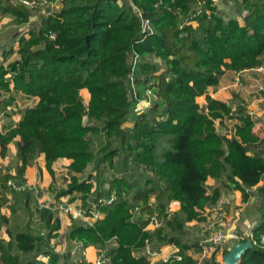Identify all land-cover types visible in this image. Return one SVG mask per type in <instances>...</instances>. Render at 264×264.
<instances>
[{"label":"trees","instance_id":"obj_1","mask_svg":"<svg viewBox=\"0 0 264 264\" xmlns=\"http://www.w3.org/2000/svg\"><path fill=\"white\" fill-rule=\"evenodd\" d=\"M216 1L61 0L57 10L27 26L32 8L0 0V14L21 26L0 43V110L6 118L0 141L22 139L15 173L0 174V189L8 187L14 207L10 215L0 211V231L4 227L8 237H0V264H93L53 248L60 219L51 207L38 205L24 178L41 153L51 175L57 159L71 160L69 182L55 197H79L83 208L94 205L101 216L90 225L72 218L68 242L94 246L107 264H198L188 251L201 245L190 242L187 223L205 220L204 209L230 190H238L243 203L252 196L258 202L254 213L243 212L253 224L237 240L251 241L239 264H264V150L258 147L264 137L253 132L256 119L243 101L233 108L206 93L225 70L264 66V0H220L236 4L242 24L219 14ZM133 5L150 30L142 32ZM83 88L90 94L87 104ZM149 89L154 98L137 113L135 105ZM203 94L206 103L199 105ZM18 95L38 100L19 109L13 123L7 107ZM217 120L224 127L232 123L230 137L217 131ZM100 134L106 143L98 154L91 137ZM121 154L131 172L104 177L106 163ZM90 164L95 174L79 179ZM138 168L146 172L142 179L132 176ZM9 180L19 188L9 187ZM172 201L179 207L171 212ZM153 214L160 225L147 228ZM146 241L153 250L176 246L181 260L151 263L139 252ZM202 264L220 262L212 254Z\"/></svg>","mask_w":264,"mask_h":264},{"label":"crops","instance_id":"obj_2","mask_svg":"<svg viewBox=\"0 0 264 264\" xmlns=\"http://www.w3.org/2000/svg\"><path fill=\"white\" fill-rule=\"evenodd\" d=\"M2 18L9 20L11 22L10 24L15 27V24L12 22V17L10 15H2ZM1 29H0V34H1ZM8 37H6L4 42L8 40ZM259 76L260 75L256 74V72L253 70H244L238 73H235L230 70H225V72L223 73L221 77L219 85L216 87H213V86L208 87L206 93L214 98L227 101L231 97L229 93H233L234 91H236V92L241 93V98L247 100L248 98L247 96H244L245 94L243 91H247V87L249 85L253 84L254 82H257L258 79L260 78ZM215 89H217L219 92L213 93L212 90H215ZM80 93L83 97V101L88 102L89 97H90L89 91L86 88H83L81 89ZM205 95L206 94H203L198 97L200 99V101L197 100L199 105H205L206 103ZM243 99H241V101L246 103ZM37 100H38L37 97L28 98L26 96L18 95L16 99V102L18 103V107L15 110L11 111L13 113L11 115V120L13 121V123H16L18 119L20 118V114L18 113L19 109H21L24 106H28V105H25L26 103L32 102L31 104H29V105H32L36 103ZM260 125H262V122L260 121V119H258L253 129L255 132L254 131L253 132L260 138H263L264 136L262 137L259 133H256V130H255L256 128H259ZM20 144H22V139L20 136H15L9 142L0 141V174L3 172H10L12 174L15 173L16 147L17 145H20ZM1 150H4V155H1ZM70 161L71 160L67 158L57 159L52 165L53 175H51L45 167L44 155L41 153L31 166L26 167L25 172H24V178L26 180V187L36 196L38 205L49 206L52 208L55 203L59 202L61 197L56 198L55 195L51 194L49 192V187H51L55 182H57L59 179V176L61 175L69 178L70 172L68 170V164L70 163ZM93 173L95 174V172H92V174ZM79 175L80 174H78V176ZM208 180L211 182H208L209 185L208 184L207 185L212 186L214 184V180L212 178H208L207 181ZM67 181L69 182V179ZM105 187H107V185H105ZM7 188L0 189V211L6 215H10L14 211V207L11 205L12 204L11 194L9 193ZM240 195L241 193L238 190H230V191L223 192L221 198L226 199L225 201L228 203H224L222 205L218 203L217 205L206 207L204 211L202 212L203 215L206 216V219L203 221L193 220L190 222V224L191 225H194V224L202 225L205 222H209V218L207 217V215L212 211L211 209H214V208H216V211L220 209L222 213H227V212L229 213L232 210V205L238 203ZM63 197L68 198V200L70 198L69 196H63ZM70 202L73 203L74 208H78L79 206H81V199L79 197L75 198L73 201L70 200ZM54 213L56 216L59 217L61 224H60V229L58 231L59 235L56 238H53L51 240V243H54V245H56L55 247L59 249L60 251L61 249H66V248L67 250H70L74 246L75 241H72L71 243L68 242L66 234H67L68 227L71 224V220L73 218L72 214L65 213L63 211H54ZM195 227L197 228V225H195ZM147 228H151V226H147ZM0 233H2L0 234V237H3L5 239L8 238L7 234L5 233L4 227L2 228ZM62 233H64L63 240H62V237H63ZM234 243L235 242H230L226 247L224 246V248L222 247L219 250L218 249L211 250V248L209 247L208 248L209 251L206 254L204 261L207 258H209L212 254H215L216 260L221 263L224 249H228ZM169 251H170V248L167 245L165 247H162L160 254L155 259H152V261L153 262L162 261V259L168 254ZM200 252L201 250L198 252L194 250L192 252H188V254L191 255L195 260H198L200 257ZM100 256H102V254L98 253L97 248H95L94 246H88L84 250L83 258L88 262L94 263L95 260ZM104 264H107V263H104Z\"/></svg>","mask_w":264,"mask_h":264},{"label":"rangeland","instance_id":"obj_3","mask_svg":"<svg viewBox=\"0 0 264 264\" xmlns=\"http://www.w3.org/2000/svg\"><path fill=\"white\" fill-rule=\"evenodd\" d=\"M58 3L61 4V0H59ZM215 7H216L217 12L219 14H221L224 18L237 17L238 20L240 21V23L242 24V22H243L242 17H241V15L237 14V10H236L237 6L234 2L225 3L223 1L218 0L215 2ZM46 11H47V6H42V8L31 9L32 14H31L30 19H29L30 21L26 25L27 26L35 25L34 23H35V21L38 20V16L45 14ZM0 21H1L0 26H2V27H0V29L2 28L1 34H0V43H2L5 41L6 37H8L10 34L14 33L16 28H19L21 26H19V27L18 26L17 27L12 26L10 24L11 22L9 20L2 18V15H0ZM192 24L194 26H196V22L193 21ZM19 29L21 30V28H19ZM8 33H9V35H8ZM253 71H255V70H253ZM255 72H256V74L260 75L259 76L260 78L258 79L257 82H254L253 84L249 85L247 87V91H243L245 94L244 96H247L248 99L245 100V99L241 98V93L234 91L233 93H229V95L231 97L227 101H229L231 103L232 107L235 108L236 107L235 103L238 100L243 99L246 102L244 104H245L248 112L251 115H253V117L256 119V121L258 119H260V121L262 122V125H260V127L256 128L255 130H256V133H259L263 137L264 136V122H263V120H264V103H263L264 102V96H263L264 77L262 76L261 72H257V71H255ZM243 78H244V76H243ZM212 92L217 93L219 91L217 89H215V90H212ZM153 98H154V96L152 95L151 100ZM142 99H144V97ZM196 100L200 101V99L198 97ZM31 103L32 102H29V103H26L25 105H29ZM84 103L86 104L87 102L84 101ZM141 104L142 103H140V105ZM232 121H234V120H232ZM229 124H230L229 126L231 127L232 123H229ZM123 125L124 126H131L132 123L131 122H125V123H123ZM216 127H217V131H219V133L229 135L230 132L228 129L230 127L221 126L218 120L216 121ZM91 138L94 141L93 143H94L95 148H97V153L100 154L101 150L104 148L105 143H106V139H105L104 135H102V134L93 135ZM258 147L260 149L264 150V145H260ZM119 156L120 157L114 156L112 158V160H111L112 165L111 166H109L110 161H108L106 163L107 168L105 169L104 177L109 178V177H112L114 175H119L120 173L131 172L130 167H129L130 164L128 163L127 166H125L123 160L121 159L123 154H121ZM92 172H94V169H93L92 164H90L87 167V169L84 171V173L79 176V179H82L84 176L88 175L89 173L92 174ZM143 173H146V172H144L141 168L140 169L138 168V173H134L132 176H134L135 178L139 177L138 179H142L140 177H142ZM68 179L69 178L62 176V175L59 176L58 181L55 182L51 187H49V192L53 195L58 193L62 188H64L67 185ZM208 182H211V181L208 180L207 184H208ZM225 200L226 199L221 198V200L218 203H220L221 205L224 203H228ZM257 203L258 202L256 201V198L253 196H252V198H250V200L248 201L247 204L243 203L241 201V195H240V198H239L238 203H237L238 205L233 204L232 210L229 213L228 212L222 213V211L220 209H218L216 211V208L211 209L212 211L207 215V217L210 218V220H209L210 222H205L202 225H198V224L191 225L190 222L187 223V230L189 232L188 237L190 238V242L198 241V243L200 244V242L203 238V236H202L203 233L206 234L207 232L210 231V234H211L217 230V229L216 230H213V229L209 230L208 226H207V224L211 225V224H215L217 222L216 213L224 216V220L221 222L223 224H219V225H221L223 228L228 230V232L234 233L233 237H230L227 241H225L223 248H224V246L226 247L230 242H237L238 239L248 236L250 228L252 227L253 223L251 221H248V219L243 216V212H245L246 208H249L250 213L251 214L254 213V208H255L254 204L256 205ZM176 206H173V210L176 209ZM214 219H215V222H214ZM195 225H197V228L195 227ZM220 229H222V228H220ZM0 234H2V233H0ZM62 236L61 237L63 240L64 233H62ZM204 244H207V243H204ZM206 246H209V244ZM162 247H165V245ZM161 248H160L159 252H161ZM61 250H67V248L61 249ZM194 250L198 252L201 249L200 248H194ZM194 250H189L188 252H192Z\"/></svg>","mask_w":264,"mask_h":264},{"label":"built area","instance_id":"obj_4","mask_svg":"<svg viewBox=\"0 0 264 264\" xmlns=\"http://www.w3.org/2000/svg\"><path fill=\"white\" fill-rule=\"evenodd\" d=\"M16 1L25 5L28 8H32V9L42 8V6H47V11L45 14H50L51 12H53L54 10H57L60 7V4L58 3L59 0H16ZM121 1L122 0H118V2H121ZM125 1L128 4H132L131 0H125ZM133 9L135 10L137 15L139 16L142 32H144L145 30H150L149 20L147 18H144L141 15V12L138 9H136V7L134 5H133ZM0 59H1V56H0ZM133 61L135 62V60H133ZM254 70L257 72H261L262 76L264 77V66H260ZM132 79L133 78L130 77V80H132ZM151 96H152L151 90L150 89L146 90L144 92V99H140L136 103L134 110L137 113H139V112L143 111L145 108H147L150 104ZM140 103H142V104L140 105ZM17 107H18V103L16 102V104L7 107V109L8 110H15ZM5 120H6V118L4 117L3 112L0 110V124H2ZM230 135H231V132L227 136L230 137ZM89 182L91 184V189H94L95 185H96L95 180L91 179ZM8 186L9 187L11 186L13 188H19L10 180L8 181ZM112 198H113V196L111 197V199ZM173 206H176V209H178L179 203L177 201H172L169 205V211L172 212V211L176 210V209L173 210ZM52 209L54 211H63L65 213H71L73 218L79 219L82 222V224H84V225H90L96 219L101 217L98 210L96 209V207L94 205H92L90 207V209L83 208L82 206H79L78 208H74L73 203L70 202V200H68V198H65V197H61L59 202L55 203L54 206L52 207ZM135 211H137V207L134 208V213H135ZM216 217H217V222L215 224H211V225L207 224V226H208L209 230H212V229L213 230L217 229V230L214 233L210 234V231H209L206 234L203 233V235H202L203 238L200 242V245H201L200 257L198 260H196L198 264H202L204 262L206 254L209 251L208 250L209 247L211 248V250H215V249L219 250L223 247L225 241L228 238L233 237V235H234V233L228 232V230H226L221 225H219V224H223L221 222L224 220V216L216 213ZM209 220H210V218H209ZM160 222H161V220L158 217V215L153 214L150 216L149 224L147 226H151V228H155V227L160 225ZM214 222H215V219H214ZM220 228H222V229H220ZM204 243H207V244H204ZM208 244H209V246H206ZM55 246H53L55 251L60 252V253L65 252V250H61V251L58 250ZM167 246L170 248V251L162 259V261L181 260V255L178 253L179 249L174 245H167ZM84 250H85V247L83 246V244L79 241H75L74 246L69 251H70V254L72 255V257H74V258L79 257L80 258V257L84 256ZM159 250L151 249L150 243L148 241H146L145 245L139 250V252L147 255L148 258L150 259L151 263H156L157 261L153 262L152 259H155L160 254ZM104 263H107V259L104 256H100L95 260V262L93 264H104ZM220 264H223V263L221 262Z\"/></svg>","mask_w":264,"mask_h":264},{"label":"water","instance_id":"obj_5","mask_svg":"<svg viewBox=\"0 0 264 264\" xmlns=\"http://www.w3.org/2000/svg\"><path fill=\"white\" fill-rule=\"evenodd\" d=\"M251 246L250 239L238 241L232 244L225 254L222 256L223 264H239V260L243 252Z\"/></svg>","mask_w":264,"mask_h":264}]
</instances>
